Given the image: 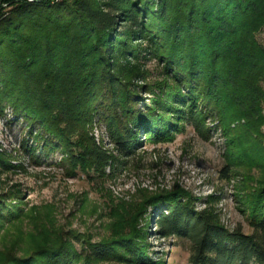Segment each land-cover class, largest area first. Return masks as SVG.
<instances>
[{
  "label": "trees",
  "instance_id": "1",
  "mask_svg": "<svg viewBox=\"0 0 264 264\" xmlns=\"http://www.w3.org/2000/svg\"><path fill=\"white\" fill-rule=\"evenodd\" d=\"M263 25L264 0H0V112L10 105L71 166L97 174L118 169L143 140L186 125L202 135L209 111L243 117L254 132L264 117ZM95 120L116 153L89 134ZM260 137L249 155L264 154ZM249 198L250 232L195 209L181 190L145 202L157 206L158 237L189 240L186 264H264V170ZM22 213L0 199V230ZM29 241L23 252L0 253V264H165L136 229Z\"/></svg>",
  "mask_w": 264,
  "mask_h": 264
},
{
  "label": "rangeland",
  "instance_id": "2",
  "mask_svg": "<svg viewBox=\"0 0 264 264\" xmlns=\"http://www.w3.org/2000/svg\"><path fill=\"white\" fill-rule=\"evenodd\" d=\"M257 38L264 44V25ZM204 122L202 135L186 125L162 141L143 140L118 169L108 164L97 174L71 166L44 143L37 125L6 105L0 112V199L18 204L23 213L0 230V253L23 252L31 237L37 243L52 240L62 230L98 240L136 229L145 234L154 259L186 264L189 240L158 237L151 222L157 206L146 203V195L163 190H181L193 198L195 209L209 207L227 228L239 225L250 232L249 197L264 170V154L248 151L254 137L264 139V117L254 132L243 117L223 119L209 111ZM89 134L116 153L102 122L93 121Z\"/></svg>",
  "mask_w": 264,
  "mask_h": 264
}]
</instances>
